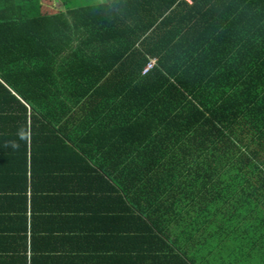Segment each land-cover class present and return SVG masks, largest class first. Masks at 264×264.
Listing matches in <instances>:
<instances>
[{
  "label": "trees",
  "instance_id": "1",
  "mask_svg": "<svg viewBox=\"0 0 264 264\" xmlns=\"http://www.w3.org/2000/svg\"><path fill=\"white\" fill-rule=\"evenodd\" d=\"M0 264H264V0H0Z\"/></svg>",
  "mask_w": 264,
  "mask_h": 264
},
{
  "label": "built area",
  "instance_id": "2",
  "mask_svg": "<svg viewBox=\"0 0 264 264\" xmlns=\"http://www.w3.org/2000/svg\"><path fill=\"white\" fill-rule=\"evenodd\" d=\"M190 2V0H187ZM156 65V59H151L150 62L147 64L146 68L144 69V74L151 70Z\"/></svg>",
  "mask_w": 264,
  "mask_h": 264
},
{
  "label": "crops",
  "instance_id": "3",
  "mask_svg": "<svg viewBox=\"0 0 264 264\" xmlns=\"http://www.w3.org/2000/svg\"><path fill=\"white\" fill-rule=\"evenodd\" d=\"M71 1H73V3H78V2H82V1H90V0H71Z\"/></svg>",
  "mask_w": 264,
  "mask_h": 264
},
{
  "label": "rangeland",
  "instance_id": "4",
  "mask_svg": "<svg viewBox=\"0 0 264 264\" xmlns=\"http://www.w3.org/2000/svg\"><path fill=\"white\" fill-rule=\"evenodd\" d=\"M85 2H87V1H85Z\"/></svg>",
  "mask_w": 264,
  "mask_h": 264
}]
</instances>
